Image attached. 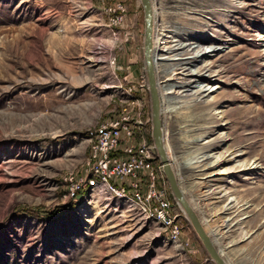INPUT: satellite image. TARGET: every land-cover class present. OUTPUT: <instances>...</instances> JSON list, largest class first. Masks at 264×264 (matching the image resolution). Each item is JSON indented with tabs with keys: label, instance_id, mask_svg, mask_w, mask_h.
I'll return each mask as SVG.
<instances>
[{
	"label": "rangeland",
	"instance_id": "obj_1",
	"mask_svg": "<svg viewBox=\"0 0 264 264\" xmlns=\"http://www.w3.org/2000/svg\"><path fill=\"white\" fill-rule=\"evenodd\" d=\"M152 4L168 46L194 43L155 68L158 90L172 93L161 120L180 187L228 264H264V0ZM144 30L140 0H0V264H216L169 184L177 243L122 200L67 195L64 176L83 171L100 124L135 101L152 133ZM196 44L218 51L179 70Z\"/></svg>",
	"mask_w": 264,
	"mask_h": 264
},
{
	"label": "built area",
	"instance_id": "obj_2",
	"mask_svg": "<svg viewBox=\"0 0 264 264\" xmlns=\"http://www.w3.org/2000/svg\"><path fill=\"white\" fill-rule=\"evenodd\" d=\"M111 25L124 22L122 3L110 9ZM135 101L120 116L99 125L91 139L81 173L70 170L64 176L67 195L98 191L137 207L146 219L159 224L172 242H180V214L167 197L168 181L148 128Z\"/></svg>",
	"mask_w": 264,
	"mask_h": 264
},
{
	"label": "water",
	"instance_id": "obj_3",
	"mask_svg": "<svg viewBox=\"0 0 264 264\" xmlns=\"http://www.w3.org/2000/svg\"><path fill=\"white\" fill-rule=\"evenodd\" d=\"M144 10V65L148 79V89L151 100V113H152V133L151 137L156 147L159 161L163 167L164 174L168 181L170 190L177 202L182 209L187 220L192 225L200 241L202 242L205 250L210 255L211 259L216 264H228L226 260L221 256L219 250L214 245L210 235L204 228V224L194 207L188 201L184 195V191L180 187L177 173L172 166L171 160L168 158L165 136L162 127L161 120V100L158 91V85L156 80L155 68L152 59L153 49V27H154V7L152 0H140Z\"/></svg>",
	"mask_w": 264,
	"mask_h": 264
},
{
	"label": "bare ground",
	"instance_id": "obj_4",
	"mask_svg": "<svg viewBox=\"0 0 264 264\" xmlns=\"http://www.w3.org/2000/svg\"><path fill=\"white\" fill-rule=\"evenodd\" d=\"M155 27H153V49H152V59H153V63H154V68L158 67V63L159 62H165V61H169L170 59L169 58H166V55L168 54H173V53H177L176 56H178V54L182 51H184L187 46L190 47L192 46L194 43H189V45H183L181 44L179 41H177V44L173 47H170L168 46V41L169 39H172V31H169L167 33H162L161 35H158L156 34V31L154 30ZM161 43H165V47L164 49H162L161 51L159 50V52H162V53H165L164 55H160L159 52L157 51V46L158 44L160 45ZM166 48V49H165ZM218 51V48L215 47V46H210L209 47V50L205 51L204 52V49L202 48V45L200 44H196L195 47H193L192 49V52H194L195 54V57H194V60L192 61H189V62H186V63H182L181 65H179V70H182V71H185L186 69L183 68V66H193L195 64V62H197L196 60L198 58H201V56L205 55V54H213L215 52ZM182 60V59H181ZM178 66V65H177ZM169 69L168 68H164V72L168 71ZM205 69H201L200 71L196 72V73H191L189 76H191L189 78V82L188 84L186 85V90L184 92H192L193 88H194V84L197 85V83H199L203 76L202 75V72L204 71ZM156 74V72H155ZM158 85V84H157ZM160 92V95H161V105H163L165 103L164 101V96L165 95H171L172 93H166L164 94L161 89L159 88L158 90ZM200 94V91H197L196 94L194 95V101L196 100V97ZM214 106V103H207L206 105H204V108H205V111H209L208 113L210 114V110H212ZM223 111H217L215 113L216 116H219L218 119L214 118V115H211L209 116V120H211L213 122V124H216L218 121L222 122L223 120V116H220L222 115ZM224 124V123H222ZM172 158L170 153H168V158ZM243 167H250L252 169V166L253 164H247V163H244L243 165H241ZM233 201V200H231ZM229 210L228 206L225 205V206H220L219 209H218V212L219 214L223 215L225 214L227 211ZM228 220H224L223 221V225L225 227V229L227 228H230V225L228 224ZM214 243V242H213ZM220 252V251H219ZM221 254V252H220ZM222 256V254H221Z\"/></svg>",
	"mask_w": 264,
	"mask_h": 264
}]
</instances>
